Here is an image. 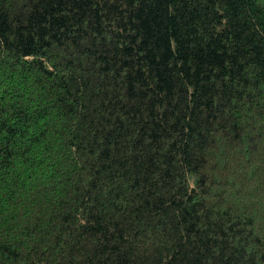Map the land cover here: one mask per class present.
<instances>
[{
    "label": "trees",
    "instance_id": "1",
    "mask_svg": "<svg viewBox=\"0 0 264 264\" xmlns=\"http://www.w3.org/2000/svg\"><path fill=\"white\" fill-rule=\"evenodd\" d=\"M0 264H264V0H0Z\"/></svg>",
    "mask_w": 264,
    "mask_h": 264
}]
</instances>
